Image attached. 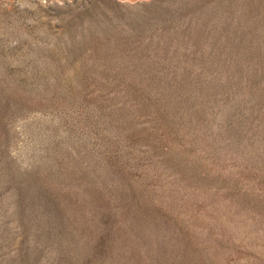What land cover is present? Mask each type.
<instances>
[{
  "label": "rangeland",
  "instance_id": "obj_1",
  "mask_svg": "<svg viewBox=\"0 0 264 264\" xmlns=\"http://www.w3.org/2000/svg\"><path fill=\"white\" fill-rule=\"evenodd\" d=\"M0 264H264V0H0Z\"/></svg>",
  "mask_w": 264,
  "mask_h": 264
}]
</instances>
